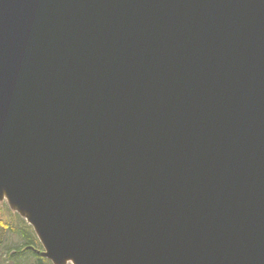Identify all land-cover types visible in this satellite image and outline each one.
I'll use <instances>...</instances> for the list:
<instances>
[{
    "label": "water",
    "instance_id": "1",
    "mask_svg": "<svg viewBox=\"0 0 264 264\" xmlns=\"http://www.w3.org/2000/svg\"><path fill=\"white\" fill-rule=\"evenodd\" d=\"M53 264H264V0H0V201Z\"/></svg>",
    "mask_w": 264,
    "mask_h": 264
},
{
    "label": "trees",
    "instance_id": "2",
    "mask_svg": "<svg viewBox=\"0 0 264 264\" xmlns=\"http://www.w3.org/2000/svg\"><path fill=\"white\" fill-rule=\"evenodd\" d=\"M10 213L11 212L8 211V216ZM10 216L11 219L9 221L0 219V225L6 226L4 229L17 236L19 238V242L11 248V250H14L15 253L10 257L7 263L22 264V262L28 261L30 257H33L38 264H50V262H48L47 260H40L33 252L28 249V247H39V243L35 235L33 234L31 228L22 219L15 215V224L5 225L13 219L14 215L10 214ZM0 230H2V227H0ZM11 258L13 262H11Z\"/></svg>",
    "mask_w": 264,
    "mask_h": 264
},
{
    "label": "rangeland",
    "instance_id": "3",
    "mask_svg": "<svg viewBox=\"0 0 264 264\" xmlns=\"http://www.w3.org/2000/svg\"><path fill=\"white\" fill-rule=\"evenodd\" d=\"M8 211L13 213L14 216H13V219L10 222L6 223L5 225L15 224L16 222L15 213L11 211L7 206H4L3 203L0 202V219L1 220L9 221L11 219V216H10L11 213L8 216ZM0 227H2V230H0V239H1L0 264H9L7 263V261L15 253L14 250L12 251L9 248H11L12 246H15L19 242V238L13 235L11 232L5 230L4 228L6 226L0 225ZM11 262H13L12 258H11ZM22 264H38V263L34 260L33 257H30L28 261L22 262Z\"/></svg>",
    "mask_w": 264,
    "mask_h": 264
}]
</instances>
